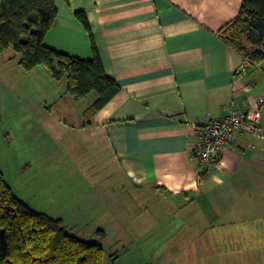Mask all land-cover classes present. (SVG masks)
<instances>
[{"label":"crops","instance_id":"0c3cea01","mask_svg":"<svg viewBox=\"0 0 264 264\" xmlns=\"http://www.w3.org/2000/svg\"><path fill=\"white\" fill-rule=\"evenodd\" d=\"M54 2L57 18L45 45L87 60L92 39L105 74L119 86L95 114L85 113L94 93L80 110L81 127L106 145L119 173L100 180L150 189L164 202L156 210L164 215L160 223H133L122 197L104 193L110 227H98L101 245L146 242L152 252L134 264H264V108L260 136L239 132L218 166L200 165L192 152L196 125L264 97V72L249 66L237 74L243 56L217 35L241 0ZM95 230L83 239L95 240Z\"/></svg>","mask_w":264,"mask_h":264},{"label":"rangeland","instance_id":"374dc122","mask_svg":"<svg viewBox=\"0 0 264 264\" xmlns=\"http://www.w3.org/2000/svg\"><path fill=\"white\" fill-rule=\"evenodd\" d=\"M18 61L11 50L0 54V170L13 192L32 209L62 219L81 238L93 228L110 227L101 205L104 193L122 197L128 222L160 223L164 215L156 210L164 202L150 189L100 180L119 173L106 145L81 127L86 121L80 110L89 98L73 103L64 86L48 82L43 67L26 72ZM145 244H103V262L134 264L152 252Z\"/></svg>","mask_w":264,"mask_h":264},{"label":"trees","instance_id":"16d2710c","mask_svg":"<svg viewBox=\"0 0 264 264\" xmlns=\"http://www.w3.org/2000/svg\"><path fill=\"white\" fill-rule=\"evenodd\" d=\"M74 16L91 37L84 12ZM56 18L54 0H0V54L11 50L22 70L41 66L53 81L64 79L65 94L73 103L96 94L85 112L90 117L119 92V86L105 74L92 39L87 60L45 45V35ZM217 35L252 64L260 62L264 0H241L237 16ZM94 235L95 240L83 239L69 231L62 219L32 209L13 192L0 170V264H104L105 232L96 228Z\"/></svg>","mask_w":264,"mask_h":264},{"label":"built area","instance_id":"2783aa9c","mask_svg":"<svg viewBox=\"0 0 264 264\" xmlns=\"http://www.w3.org/2000/svg\"><path fill=\"white\" fill-rule=\"evenodd\" d=\"M249 66L264 72V58L252 64L248 58L243 57L237 74H242ZM263 108L264 97L253 108H227L219 117L196 125L193 132V157L202 166H218L222 152L235 141L239 132L247 131L253 136H260Z\"/></svg>","mask_w":264,"mask_h":264}]
</instances>
